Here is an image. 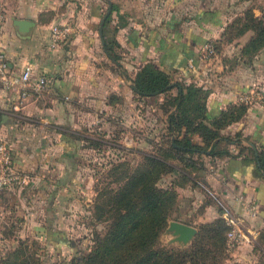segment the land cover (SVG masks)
Listing matches in <instances>:
<instances>
[{
    "label": "crops",
    "instance_id": "crops-1",
    "mask_svg": "<svg viewBox=\"0 0 264 264\" xmlns=\"http://www.w3.org/2000/svg\"><path fill=\"white\" fill-rule=\"evenodd\" d=\"M88 1L89 6L85 0L0 2L1 44L8 66L18 71L29 63L31 82L38 75L46 77L44 87L23 100L18 99L15 89L0 87V113L6 114L4 121L0 120V133L18 137L13 161L24 173V180L29 174L32 182L39 177L37 183L57 187L73 184L76 177L68 154L75 146L68 144L76 142L74 135L153 152L155 141L144 143L134 127L141 126L137 105L143 97L130 86V78L145 62L168 72L174 80L194 81L207 88L208 117L238 103L235 98L240 91L254 84L264 85V47L248 59L240 53V47L252 30L239 35L230 31L232 20L248 0H129L128 8L109 0L115 9L110 11L113 24L107 23L105 37L113 36L118 44L117 48L113 46L118 54L115 62L104 53L98 34L104 12L101 5L105 3L106 9V0ZM251 11L257 15L261 10L251 6ZM14 18L29 19L32 25L19 31ZM54 20H69L72 32L60 47L52 48L47 42L48 28ZM206 40L214 43V52L207 59H198V47ZM188 61L194 68L188 67ZM131 113L135 115L131 116L134 130H129L126 123ZM220 133L239 140L237 144L230 140L217 143L235 155L202 154L198 170L168 159L199 181L194 186L177 187L176 220L193 225V220L182 216L191 214L204 221L217 216L219 207L227 210L243 232L233 254L238 260H251L258 244L255 235L264 233V180L253 172L251 160L252 149L264 139V107L246 105L240 117ZM191 138L200 141L196 134ZM242 200L252 204L255 212L243 206Z\"/></svg>",
    "mask_w": 264,
    "mask_h": 264
},
{
    "label": "trees",
    "instance_id": "trees-1",
    "mask_svg": "<svg viewBox=\"0 0 264 264\" xmlns=\"http://www.w3.org/2000/svg\"><path fill=\"white\" fill-rule=\"evenodd\" d=\"M113 9L112 3L110 11ZM109 18L110 12L103 21L101 32L104 53L115 62L118 54L113 46L118 44L113 36L105 37ZM248 29L252 30V35L240 47V53L249 59L264 47V17L254 15L251 9H245L242 16L232 20L230 31L239 35ZM130 81L138 97L162 95L157 104L164 114V128L169 139L167 143L155 144L153 152L148 153L127 149L94 136L74 135L89 147L106 144L132 151L137 157L134 163L126 159L107 161L110 179L102 187L94 185L96 193L91 213L94 219L106 221V225L102 233H94L91 244L86 245L82 252L73 253L66 264H212L220 249L224 248L228 227L219 214L196 224L195 233L184 246L159 241L167 220L179 218L177 187L194 186L199 182L168 159H176L183 166L198 170L202 167V154L232 155L217 143L230 140L237 144L239 140L222 135L220 129L237 120L246 104H231L217 115L208 117L205 114L207 88L194 81L174 80L168 72L151 62L143 63ZM192 134H196L200 141L193 140ZM251 155L253 172L264 180V139L252 149ZM111 182L115 185H110ZM220 210L219 207L218 213ZM0 264L37 262L32 251H28L27 244L18 240L16 246L0 257Z\"/></svg>",
    "mask_w": 264,
    "mask_h": 264
},
{
    "label": "rangeland",
    "instance_id": "rangeland-1",
    "mask_svg": "<svg viewBox=\"0 0 264 264\" xmlns=\"http://www.w3.org/2000/svg\"><path fill=\"white\" fill-rule=\"evenodd\" d=\"M2 1L4 0H0ZM114 1L122 8L124 6L128 8L130 5L129 0ZM85 3L87 6L90 4L88 0H85ZM244 6L241 14H237L236 17L242 16V12L245 9H251V6L261 10L256 16L264 17V0H248ZM104 10L105 3L101 5V12ZM112 15L114 17V12ZM110 23L113 24V22ZM161 97V94L143 97L140 105H137V115L141 114L142 122L141 126L135 124L134 127L142 135L144 143L153 140L156 144H164L169 139L164 128V114L157 104ZM129 116L126 122L128 123L127 128L134 130L132 126L134 121L131 120V116L135 117V115L131 113ZM17 138L14 135L13 137L6 135V132L0 133V139L9 144L13 151L15 144H19L16 142ZM72 143L68 144L75 146L68 154L72 161L65 157L64 159L74 166L73 174L76 178L73 184H69L68 187L64 185L57 187L48 185L46 182L37 183L39 177L36 182H32V178L26 174L24 181L12 182L0 190V257L16 246L18 240H21L27 244L28 251H32L37 264H66L73 253L82 252L81 250H84L86 245L92 243L91 238L95 232H103L106 221L94 219L91 214L92 202L96 193L94 185L98 188L102 187L110 179L107 175L108 160L126 159L134 163L137 156L132 151L109 147L106 144L89 147L81 139H76V142L72 141ZM155 143L152 150H154ZM143 148L146 149V147ZM193 157L197 156L193 155ZM12 159L15 158L12 156ZM13 162V170L19 176H23L24 173L20 172L15 166L16 162ZM43 177H41L42 180ZM162 180V183H165L164 179ZM110 185L114 186L115 183L111 182ZM193 211L195 210L190 209V212ZM192 216L191 214L189 217L184 215L182 218L190 222L193 220V225L196 227L200 221ZM170 219L174 218L168 220ZM165 227L166 225L159 235L160 243L184 246L190 241L185 244L170 242L168 239L170 234L165 232ZM255 237H257L258 244L254 245L256 252L253 259L238 260L237 254H233L238 244L227 248L224 242V248L220 249L216 261L212 264H264V233L260 232ZM68 240L70 243H67Z\"/></svg>",
    "mask_w": 264,
    "mask_h": 264
},
{
    "label": "built area",
    "instance_id": "built-area-1",
    "mask_svg": "<svg viewBox=\"0 0 264 264\" xmlns=\"http://www.w3.org/2000/svg\"><path fill=\"white\" fill-rule=\"evenodd\" d=\"M2 13L0 11V87L6 90L15 89L18 94V99L23 100L30 95L31 92L40 91L46 84V77L38 75L36 79L31 82V65L25 63L20 70L13 71L8 66V62L4 55L3 46L1 44L2 35ZM72 32V24L69 20L54 21L48 28V42L49 47H60L62 43L68 38ZM198 59H207L214 52V43L211 40H206L198 47ZM189 68H194L191 61L187 63ZM236 102L244 103L246 105L256 104L264 107V85L254 84L249 89L240 91L235 98ZM13 150L12 147L4 140L0 139V190L12 182L23 181V176H19L13 170ZM250 212L254 213L255 209L252 204L242 200ZM220 217L228 226L225 231V246L227 248L235 247L243 237V232L237 224L235 216L228 213L227 210H220Z\"/></svg>",
    "mask_w": 264,
    "mask_h": 264
},
{
    "label": "water",
    "instance_id": "water-1",
    "mask_svg": "<svg viewBox=\"0 0 264 264\" xmlns=\"http://www.w3.org/2000/svg\"><path fill=\"white\" fill-rule=\"evenodd\" d=\"M106 3H107L106 9L102 13L99 19V23H98V34L100 36V41L102 44H103V40H102L101 28H102L103 21L106 15H108V13L110 12V8H111V2L109 0H106ZM13 24L17 27L19 31L24 32L28 29L30 25H32V21L29 19H24V18H14ZM130 86L132 87L131 83H130ZM5 117H6V114L0 113L1 121H4ZM172 138L173 137H171V139ZM195 231H196L195 226L187 224L179 220H175V219L168 220L166 223V227H165V232L170 234L169 241L170 242L176 241L177 243H180V244L187 243L191 239Z\"/></svg>",
    "mask_w": 264,
    "mask_h": 264
}]
</instances>
